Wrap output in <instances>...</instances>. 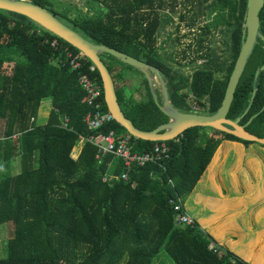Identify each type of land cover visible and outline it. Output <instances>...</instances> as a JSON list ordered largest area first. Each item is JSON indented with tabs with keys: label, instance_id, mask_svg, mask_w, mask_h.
Masks as SVG:
<instances>
[{
	"label": "trees",
	"instance_id": "obj_1",
	"mask_svg": "<svg viewBox=\"0 0 264 264\" xmlns=\"http://www.w3.org/2000/svg\"><path fill=\"white\" fill-rule=\"evenodd\" d=\"M27 1L48 9L84 38L156 67L168 78L174 107H188L186 94H180L188 87L199 110L211 114L221 106L242 42L247 0H198L210 4L207 8L213 20L208 30H231L232 62L223 78L215 77L208 67L195 70L189 82L177 80L176 73L157 58L158 10L163 0H93L103 12L73 18L56 10L50 0ZM259 19L263 33L264 6ZM69 52L79 53L27 17L0 10V234L8 225L13 227L0 264H121L124 260V264H153L162 249L175 264H248L215 245L197 223L176 226L169 201L181 197L185 202L193 195L224 140L246 147L252 143L213 129L207 133L209 128H192L167 142L171 152L166 170L155 165L133 167L128 182L114 179L125 171L122 160L110 156L99 164L96 147L79 143L80 137L98 131L85 124L92 109L78 78L88 74L102 86L101 78L96 69L90 70L92 63L87 58L72 69ZM100 57L112 76L122 111L137 129L152 131L168 122L154 103L146 80L147 99L139 102L117 84L135 69L108 54ZM263 65L264 50L259 42L236 87L229 119L240 117L248 107L255 72ZM256 89L240 125L253 118L246 130L264 138V72ZM100 102L101 111L107 112L103 92ZM101 130L130 137L135 152H148L154 145L130 136L115 121ZM15 158L21 164L17 174L11 169ZM106 174L111 181L103 182Z\"/></svg>",
	"mask_w": 264,
	"mask_h": 264
},
{
	"label": "rangeland",
	"instance_id": "obj_2",
	"mask_svg": "<svg viewBox=\"0 0 264 264\" xmlns=\"http://www.w3.org/2000/svg\"><path fill=\"white\" fill-rule=\"evenodd\" d=\"M50 1L56 10L65 11L70 18L77 14L98 15L104 10L93 0ZM163 2L162 9L158 10L160 23L155 43L157 58L176 73L177 80L184 78L189 82L195 70L208 67L215 71V77H225L232 62L231 30L227 27L207 29L213 20L207 8L210 4H199L198 0H163ZM163 79L168 89V78L163 76ZM144 81V76L135 70L126 74L125 80L118 81L117 84L124 88L134 102H139L147 99ZM155 90L161 102L159 88L155 87ZM182 93L186 94L188 107L178 108L179 110L207 114L206 109L199 110L194 106L189 87L180 92ZM1 123L3 124L2 120H0V130ZM205 132L211 131L206 129ZM202 133L203 131L200 132ZM200 142L201 138L198 139V143ZM237 144L233 145L227 140L221 143L213 160L211 159L198 181L204 180V182L200 183L195 191H192L193 195L183 202L187 214L194 217V220L197 218V223L204 232L209 233L211 239L220 227L229 232L242 234L246 228L256 229L258 225L264 226V147L256 143L247 147L241 143ZM72 157L75 158L73 154ZM20 165L19 158L12 161L13 173L21 170ZM230 206L236 212L233 218L228 214L231 210ZM245 207L249 210L244 211ZM210 219L212 222L219 220V225L217 222L208 224ZM3 233L0 234V258L6 255V243L13 235V227L8 225ZM249 242L242 243L243 251L249 249ZM124 262L125 260L121 264ZM153 264L175 263L162 249Z\"/></svg>",
	"mask_w": 264,
	"mask_h": 264
},
{
	"label": "water",
	"instance_id": "obj_3",
	"mask_svg": "<svg viewBox=\"0 0 264 264\" xmlns=\"http://www.w3.org/2000/svg\"><path fill=\"white\" fill-rule=\"evenodd\" d=\"M263 6L264 0H247L242 30V42L234 68L227 83L221 106L214 113L199 114L185 112L184 110L181 111L172 105L166 83L156 67L114 50L106 45L96 44L84 38L80 33L62 23L56 15L44 7L35 5L27 0H0V10L27 17L44 30L77 49L92 63V66L97 70L101 78L104 102L108 112L113 116L114 121L123 127L130 136L153 143L169 142L189 129L209 128L261 146H264V138H259L246 130V126L253 118H251L246 125H240V121L247 114L252 105L257 91V80L260 73L264 72V65L255 72L253 80L254 90L244 113L235 120L229 119L227 115L234 99L236 87L255 46L261 42L264 50V36L260 32L259 19V13ZM102 54H108L116 58L119 62L132 67L144 76L154 103L168 118L167 123L158 126L152 131H141L134 126L122 111L117 99L112 76L100 57ZM155 87L159 88L161 102L158 100Z\"/></svg>",
	"mask_w": 264,
	"mask_h": 264
},
{
	"label": "built area",
	"instance_id": "obj_4",
	"mask_svg": "<svg viewBox=\"0 0 264 264\" xmlns=\"http://www.w3.org/2000/svg\"><path fill=\"white\" fill-rule=\"evenodd\" d=\"M264 36V32L261 33ZM55 45V41L52 46ZM70 59V66L72 69H77L81 66V61L85 58L84 55L79 52L73 55L67 54ZM90 70H94L92 66ZM78 84L82 90L86 93L87 105L92 109V113L85 117V124L88 129L98 131L90 137H80L79 142L84 144L89 142L93 144L97 153L95 156L96 161L101 164L108 157H113L118 160H122L125 167V171L118 176H113L114 179H120L123 182L129 181L128 171L133 167H145L147 165H155L166 170V163L170 159V147L167 142L154 143L151 150L144 153L134 151L135 142L128 136H118L114 130H110L108 133L102 132V128L114 121L113 116L107 111H101L100 98L103 92L102 86H100L95 80H93L88 74H82L78 78ZM68 119L63 120V126L66 127ZM101 130V131H100ZM111 167V163H109ZM111 176L104 175L103 182L111 181ZM171 182V180H170ZM169 204L173 206L176 213L175 225L178 227L195 226L196 222L191 218L184 209V203L181 197L171 199Z\"/></svg>",
	"mask_w": 264,
	"mask_h": 264
},
{
	"label": "crops",
	"instance_id": "obj_5",
	"mask_svg": "<svg viewBox=\"0 0 264 264\" xmlns=\"http://www.w3.org/2000/svg\"><path fill=\"white\" fill-rule=\"evenodd\" d=\"M3 124L1 123V128L3 129ZM2 129L0 130V132L2 131ZM233 145H238L237 142H232ZM214 157V156H213ZM213 160V158H212ZM217 161V160H216ZM13 172V171H12ZM19 173V171L15 172L14 174ZM218 194V193H216ZM191 196V194H190ZM190 196L188 198H190ZM187 198V199H188ZM207 199H204V201H206ZM230 212H228L229 217L233 218L235 212V209L232 208V206H230ZM249 209L247 207L244 208V211H248ZM190 217H192L191 215H189ZM194 219V217H192ZM197 220V218H195V221ZM211 220V219H210ZM198 221V220H197ZM196 221V223H197ZM219 220H216L214 222L208 221L210 223L208 224H212V223H216L218 224ZM198 224V223H197ZM198 226L203 230V228L198 224ZM263 226V225H261ZM259 227V225L257 226V228H251L248 229L246 228V230H243L242 234H239L237 232H229L226 231L224 229H222V227H220L219 231H215V233L213 234L214 237V243L215 245H218L219 247L223 248L224 250H230L232 253H234L236 256H238L240 259L244 260L245 262H247L248 264H264V226L263 227ZM206 232V231H205ZM207 233V232H206ZM209 235V233H207ZM231 237H230V236ZM224 240V244L223 243ZM244 241L249 242L248 244V250L247 251H243L242 250V243ZM222 242V243H221ZM252 243V244H251ZM250 260H252V262L250 263Z\"/></svg>",
	"mask_w": 264,
	"mask_h": 264
}]
</instances>
